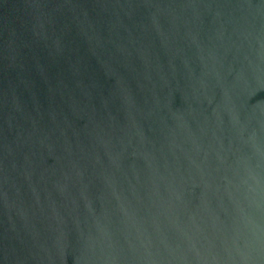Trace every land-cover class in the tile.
I'll return each mask as SVG.
<instances>
[{
	"label": "water",
	"instance_id": "water-1",
	"mask_svg": "<svg viewBox=\"0 0 264 264\" xmlns=\"http://www.w3.org/2000/svg\"><path fill=\"white\" fill-rule=\"evenodd\" d=\"M0 264H264V0H0Z\"/></svg>",
	"mask_w": 264,
	"mask_h": 264
}]
</instances>
